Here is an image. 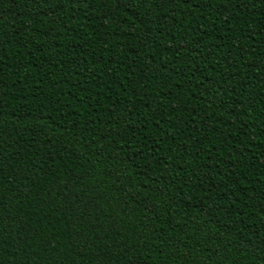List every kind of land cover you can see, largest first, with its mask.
<instances>
[{"label":"trees","instance_id":"trees-1","mask_svg":"<svg viewBox=\"0 0 264 264\" xmlns=\"http://www.w3.org/2000/svg\"><path fill=\"white\" fill-rule=\"evenodd\" d=\"M0 264H264V0H0Z\"/></svg>","mask_w":264,"mask_h":264}]
</instances>
